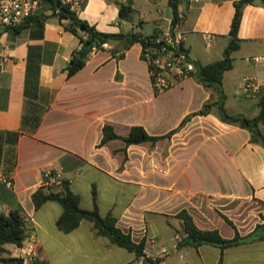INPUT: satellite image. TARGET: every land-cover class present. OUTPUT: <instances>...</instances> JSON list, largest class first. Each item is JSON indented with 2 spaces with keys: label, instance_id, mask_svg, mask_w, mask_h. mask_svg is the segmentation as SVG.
Segmentation results:
<instances>
[{
  "label": "crops",
  "instance_id": "crops-1",
  "mask_svg": "<svg viewBox=\"0 0 264 264\" xmlns=\"http://www.w3.org/2000/svg\"><path fill=\"white\" fill-rule=\"evenodd\" d=\"M128 1L87 0L77 15L106 34L139 28L148 36L155 27L173 26L168 0H130L133 23L120 20L118 9ZM236 1H179V28L194 64L222 58ZM162 4H167V15L159 9ZM50 13L41 2L37 14ZM148 22L152 31L143 34ZM37 32L34 23L18 32L0 26V214L23 215L39 247L37 264H143L108 238L96 236L88 221L67 234L58 230L62 209L57 202L35 210L31 195L41 187L44 171L68 181L82 210L96 207L101 217L115 218L134 243L144 241V257L152 262L218 264L221 256V264H264V240L223 252L210 245L177 247L184 234L175 215L182 210L199 229H216L224 239H232L234 231L219 213L242 237L261 223L264 148L250 142L248 131L221 122L211 112L192 117L169 140L128 146L125 161L123 142L98 147L104 125L119 136L133 126L151 136L164 135L205 103L216 101L215 90L190 77L156 93L138 43L119 60L112 55L118 43H108V50L90 55L80 71L67 77L78 39L55 19L43 23L40 39L32 37ZM237 37L232 68L222 77L224 109L251 119L259 113L258 99L244 92L242 79L252 77L264 88V5L259 0L242 8ZM252 57L261 58L260 63L246 62ZM36 117L40 122L34 129ZM225 226L231 235L223 236ZM14 248L5 246L11 253ZM162 250L168 255L161 256Z\"/></svg>",
  "mask_w": 264,
  "mask_h": 264
},
{
  "label": "trees",
  "instance_id": "trees-1",
  "mask_svg": "<svg viewBox=\"0 0 264 264\" xmlns=\"http://www.w3.org/2000/svg\"><path fill=\"white\" fill-rule=\"evenodd\" d=\"M180 0H168V7L171 10L173 25L180 21L178 6ZM255 0H238L234 2V14L230 24L229 41L225 47L222 58L214 63L200 66L195 64V71L192 77L204 88H213L218 95V99L214 102L205 103L200 110L188 115L174 130L161 135L151 136L143 127L133 126L129 129L126 136H119L115 133L114 128L110 125H104L102 128V139L98 147L104 144L119 140L123 142L124 161L126 160V148L131 145L149 144L154 146L162 140H169L174 134L178 133L185 124L194 116H205L211 112L215 113L218 119L226 124L233 125L244 129L250 134V142L258 144L264 148V88L260 89L257 95L259 113L255 118H246L242 115H232L224 109L225 95L222 91L223 74L232 68V54L239 48V39L237 37L238 29L242 17V8L245 5L252 4ZM264 5V0H259ZM49 5L50 15L35 13L27 19L20 27L12 31H20L29 26L30 23L36 24L38 32L32 34V37L41 38L43 23L49 19H55L65 31L70 32L78 39V48L71 54L69 66L66 68L67 77H71L80 71L86 64L93 49H99L102 43L117 42L118 47L112 50V55L117 59L124 56V52L134 44H143L144 38L140 32L129 31L127 33L106 34L99 32L88 22L80 19L77 13L71 11L67 5L62 4L61 0H40ZM134 10L131 6L120 5L118 15L120 20L129 22L133 20ZM134 27V26H133ZM38 71H36L35 79L37 80ZM39 118H35L34 129L39 125ZM16 137V134H7V137ZM14 138L13 141H15ZM58 191L54 188L40 187L31 195V200L35 210H38L46 202H57L62 209V213L56 221V227L61 232L67 234L75 230L81 221L92 223L94 234L98 237H106L113 245L124 248L128 252L135 255L136 259H143V264H158L159 260L152 262L144 257V241L134 243L129 234L123 233L116 226V219L108 215L101 217L97 208L91 211L82 210L79 207L78 196L69 189L67 180L62 179L58 186ZM95 199V192H92ZM263 204V203H261ZM264 205V204H263ZM219 215L234 231L232 239H224L218 230H201L199 229L192 217L187 211L182 210L175 215L181 222V229L184 237H182L177 247L188 246L198 248L202 245H210L218 247L221 252L223 250L238 246L244 243L264 240V215H259L261 223L257 224L253 231L246 236H240L234 224L225 216ZM24 218L19 211H11L8 215L0 214V255L7 253L6 245L20 247L27 234L24 227ZM19 260L13 259L10 255L7 258L0 256L2 264H19ZM218 264H221V256Z\"/></svg>",
  "mask_w": 264,
  "mask_h": 264
},
{
  "label": "built area",
  "instance_id": "built-area-1",
  "mask_svg": "<svg viewBox=\"0 0 264 264\" xmlns=\"http://www.w3.org/2000/svg\"><path fill=\"white\" fill-rule=\"evenodd\" d=\"M87 0H61L62 4L78 14L85 6ZM40 0H0V26L6 30L20 27L27 19L38 12ZM184 33L179 28V23L163 29L155 27L150 35L144 38L140 56L146 63L156 93H162L173 85L192 77L195 64L190 59L184 46ZM108 43H102L99 49H93L91 54L100 50H108ZM261 58H247L246 62L259 64ZM244 92L251 97H257L260 85L252 77L242 79ZM62 177L59 173L44 171L41 186L53 188L60 185ZM6 185L11 183L5 180ZM24 221V220H23ZM25 227V226H24ZM26 238L20 247H15L10 257L19 260V264H37L40 260L39 247L33 233L25 227ZM168 255L166 250L159 253Z\"/></svg>",
  "mask_w": 264,
  "mask_h": 264
},
{
  "label": "rangeland",
  "instance_id": "rangeland-1",
  "mask_svg": "<svg viewBox=\"0 0 264 264\" xmlns=\"http://www.w3.org/2000/svg\"><path fill=\"white\" fill-rule=\"evenodd\" d=\"M142 8H144V7H142ZM159 9H162V11L164 12V15H167L169 13V9L167 8V4L159 5ZM152 27H153V23L152 22L145 23V24H143V27H142V31L141 32L143 34H149L152 31ZM137 30H138V32H140L139 31V28ZM253 216H256V215L253 214ZM257 216L259 217V215H257ZM221 232H222L223 236H228V235H231L232 234L231 228H228L227 226H225L224 228H222L221 229ZM165 246H168V244L166 243ZM10 254H11V251L7 250V253L2 254L0 256L3 257V258H7ZM0 264H2V263H0Z\"/></svg>",
  "mask_w": 264,
  "mask_h": 264
},
{
  "label": "water",
  "instance_id": "water-1",
  "mask_svg": "<svg viewBox=\"0 0 264 264\" xmlns=\"http://www.w3.org/2000/svg\"><path fill=\"white\" fill-rule=\"evenodd\" d=\"M128 6H131V1L130 0L128 1ZM130 23L132 24L133 21L131 20Z\"/></svg>",
  "mask_w": 264,
  "mask_h": 264
}]
</instances>
